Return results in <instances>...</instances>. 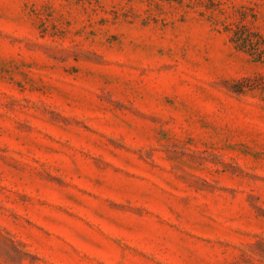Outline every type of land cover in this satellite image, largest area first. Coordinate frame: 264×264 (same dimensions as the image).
Instances as JSON below:
<instances>
[{
    "label": "rangeland",
    "instance_id": "rangeland-1",
    "mask_svg": "<svg viewBox=\"0 0 264 264\" xmlns=\"http://www.w3.org/2000/svg\"><path fill=\"white\" fill-rule=\"evenodd\" d=\"M240 36L264 0H0V264H264Z\"/></svg>",
    "mask_w": 264,
    "mask_h": 264
},
{
    "label": "trees",
    "instance_id": "trees-1",
    "mask_svg": "<svg viewBox=\"0 0 264 264\" xmlns=\"http://www.w3.org/2000/svg\"><path fill=\"white\" fill-rule=\"evenodd\" d=\"M261 38V37H260ZM236 42H238V45L241 47V48H248L249 50H251L252 54H256L259 50V41H253L252 38L250 37H238L236 39ZM262 42H263V39H262ZM257 59L260 60L263 58V54L262 53H257Z\"/></svg>",
    "mask_w": 264,
    "mask_h": 264
}]
</instances>
